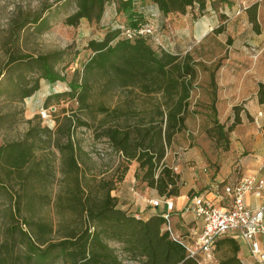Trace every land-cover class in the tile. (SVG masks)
<instances>
[{
	"label": "trees",
	"instance_id": "1",
	"mask_svg": "<svg viewBox=\"0 0 264 264\" xmlns=\"http://www.w3.org/2000/svg\"><path fill=\"white\" fill-rule=\"evenodd\" d=\"M147 2L163 16L188 10L202 15L207 8V0H75L76 9L64 22L72 26L82 18L99 22L106 6L114 3L116 14L126 17L123 28H133L144 22ZM246 13L259 33L257 4ZM28 25L43 33L50 20L39 12L12 32L15 47L7 51L0 69V97L22 101L39 89L40 80L62 81L69 90L48 95L45 108L55 113V107L48 106L54 97L72 100L76 108L71 115L58 117L54 129L34 115L21 138L0 142V264H123L122 256L141 264H198L163 229L161 213L143 219L118 205L113 191L128 173V165L110 177L96 174L74 131L78 126L93 129L127 163H137L134 176L144 187L176 195L178 174L164 157L175 136L186 130V117L194 113L191 94L198 87L199 63L190 53L157 50L146 37L130 39L123 28L110 27L103 38L88 40L85 49L91 54L68 75L62 70L78 54L71 45L37 55L16 47L19 31ZM217 67L208 73L212 123L208 132L217 142L224 141L227 150L228 133L240 120L239 107H233L230 125L219 121ZM257 96L264 102L262 82ZM7 119L8 113L0 114V124ZM44 208L52 209L54 217L41 213ZM224 244L229 254L216 264H242L239 245L219 239L215 248Z\"/></svg>",
	"mask_w": 264,
	"mask_h": 264
},
{
	"label": "rangeland",
	"instance_id": "2",
	"mask_svg": "<svg viewBox=\"0 0 264 264\" xmlns=\"http://www.w3.org/2000/svg\"><path fill=\"white\" fill-rule=\"evenodd\" d=\"M253 3L257 4L259 33L255 32L246 13V8ZM144 7V22L153 26L154 37H158L161 42L156 44L152 36H147L150 44L157 50L165 49L181 55L190 53L199 63L198 87L191 94L190 108L194 113L186 117V130L178 133L167 148L165 163L176 173V166L180 162L184 161L185 168L191 167L196 157H202L206 168L211 169L217 168L231 154L236 158L240 148L248 147L251 144L250 138L254 137H247L248 128L253 127L259 132L260 128H264V119L262 122L256 120L246 110L258 97V83L264 82V0H207V8L202 15H198L196 10H188L185 14L163 16L152 3L147 2ZM75 9V0H0V69L6 61L7 51L15 47L12 32H17L22 21L39 12L48 15L50 28L37 33L33 25L26 26L19 31L16 47L37 55L71 45V51L78 52L76 58L63 70L62 66L68 58L59 66L68 75L74 68H80L91 54L90 50L85 49L88 40L103 38L110 27L122 29L126 26L125 15L116 14L114 3L106 6L99 22L82 18L76 26L67 25L64 19ZM216 64L218 119L226 126L230 125L234 120V106L239 107L238 113L241 116L239 123L234 124L228 133L227 150L223 147L224 141L217 142L208 132L212 125L208 108L211 100L207 91L208 73ZM67 90L66 82L50 84L42 79L39 89L22 101L11 102L0 97V114L8 113L7 121L0 124V142L21 138L28 127L27 120L34 115L40 117L42 125L54 129L57 118L71 115L76 103L67 98H52L48 106L55 107V113L51 114L53 122L51 118L42 120L40 116L45 109L44 101L51 93ZM74 138L89 153L93 171L98 175L110 177L123 165H128L129 171L137 167L135 161L127 163L106 138H97L91 128L76 127ZM136 183L138 189L135 190L141 194L139 189L145 184L139 179ZM41 213L54 217L50 208H44ZM228 254L226 246L215 248L218 259ZM122 261L123 264H141L124 256Z\"/></svg>",
	"mask_w": 264,
	"mask_h": 264
},
{
	"label": "crops",
	"instance_id": "3",
	"mask_svg": "<svg viewBox=\"0 0 264 264\" xmlns=\"http://www.w3.org/2000/svg\"><path fill=\"white\" fill-rule=\"evenodd\" d=\"M256 90L258 91V88ZM255 100V103L246 107V110L251 117L256 120L259 119L262 122L264 119V102L260 103L256 97ZM238 116L241 120L239 113ZM262 125H264L263 122ZM246 135L247 137L254 136L250 138L251 144L245 148L241 147L236 158H234L232 154L229 155L217 168H206V163L203 161L202 157H196L194 161L195 164L187 168L184 166V161L180 162L176 166V173L178 174L176 195H161L155 188L147 186H141L139 189L141 194L138 193L135 190L138 188H136L137 180L134 176L137 167H134L132 171H128L123 180L113 191V195L117 197L118 205L121 208L143 219L165 211L164 199H172L174 205L170 212L169 219L171 230L176 235L190 238L191 235L199 232L202 228L201 221L187 208L191 205L195 195H203L208 199L218 201L217 192L214 188V185L217 183L233 182L239 179L243 174H250L257 180H264V128H260V132L253 127L248 128ZM188 159L190 158H187V160ZM239 171L241 172L239 173ZM149 200H158V203L156 205H150L148 203ZM245 200L251 207L263 205L264 188L261 190L259 196L248 193ZM163 229H166V223ZM255 238L260 248L264 251V235L258 233ZM220 239H226V242L232 241L239 245L237 256L242 264H260L252 257L249 244L237 231H229ZM222 246H226L229 249V246L226 244ZM222 246H220V248ZM214 257L216 260L218 259L215 256V249Z\"/></svg>",
	"mask_w": 264,
	"mask_h": 264
},
{
	"label": "built area",
	"instance_id": "4",
	"mask_svg": "<svg viewBox=\"0 0 264 264\" xmlns=\"http://www.w3.org/2000/svg\"><path fill=\"white\" fill-rule=\"evenodd\" d=\"M123 35L130 39L136 36H152L156 44H161L160 39L154 37L153 26L147 22L133 28H123ZM40 116L43 120L52 119L50 110L46 108ZM214 188L218 201L203 195H195L191 205L187 207L202 223L201 230L190 238L176 235L171 230L169 219L174 203L170 198L164 199L166 210L161 214L166 221V230L171 238L182 244L188 256L195 258L198 264H216L217 260L214 257L216 241L229 231H237L249 244L252 257L258 263L264 264V251L255 238L258 233L264 235V204L251 207L245 200L248 193L260 195L264 188V180H257L250 174H243L233 182L217 183ZM148 203L156 205L158 200H149Z\"/></svg>",
	"mask_w": 264,
	"mask_h": 264
}]
</instances>
